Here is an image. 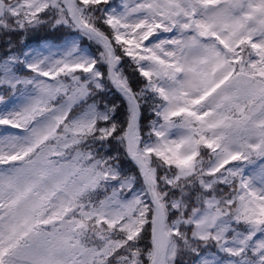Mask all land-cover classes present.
Instances as JSON below:
<instances>
[{"label":"snow or ice","instance_id":"6c2138e0","mask_svg":"<svg viewBox=\"0 0 264 264\" xmlns=\"http://www.w3.org/2000/svg\"><path fill=\"white\" fill-rule=\"evenodd\" d=\"M0 264H264V0H0Z\"/></svg>","mask_w":264,"mask_h":264}]
</instances>
